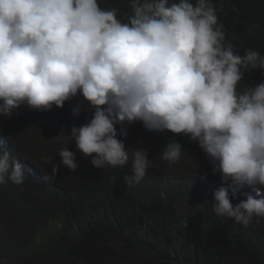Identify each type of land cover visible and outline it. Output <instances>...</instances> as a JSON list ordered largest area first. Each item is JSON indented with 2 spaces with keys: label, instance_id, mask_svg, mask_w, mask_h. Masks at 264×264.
Segmentation results:
<instances>
[{
  "label": "clouds",
  "instance_id": "clouds-1",
  "mask_svg": "<svg viewBox=\"0 0 264 264\" xmlns=\"http://www.w3.org/2000/svg\"><path fill=\"white\" fill-rule=\"evenodd\" d=\"M127 22L99 0H0V115L11 119L26 106L49 111L78 95L92 118L72 126L60 162L43 158L53 180L61 165L76 172L68 144L95 168L129 163L131 179L150 167L147 148L126 149L118 125L140 122L153 133L187 136L205 153L223 187L214 191L219 217L247 226L264 217V197L248 195L235 206L237 190L264 192V78L242 90L244 74L264 77V55H243L226 41L213 0H127ZM78 101L71 114L85 110ZM18 114V113H17ZM141 142H138V145ZM182 145L169 138L160 159L172 166ZM207 177V173L203 178ZM20 186L24 166L0 151V184ZM231 192V198H230Z\"/></svg>",
  "mask_w": 264,
  "mask_h": 264
},
{
  "label": "trees",
  "instance_id": "trees-1",
  "mask_svg": "<svg viewBox=\"0 0 264 264\" xmlns=\"http://www.w3.org/2000/svg\"><path fill=\"white\" fill-rule=\"evenodd\" d=\"M99 3L118 9L117 18L127 22V0ZM213 3L235 51L264 55V0ZM262 78L258 70L247 71L238 90ZM78 101L83 102L79 95L63 108L21 106L11 119L0 115V151H10L25 173L20 186L0 184V264H264V217L244 226L215 214L213 193L225 185L187 136L148 132L140 122L118 125L126 149L147 148L154 161L139 183L131 179L130 150L128 165L99 169L74 142L68 148L76 172L61 165L55 179H45L51 166L43 158L59 163L58 152L66 146V137L57 139L60 129L67 136L72 126L92 118L86 102L79 116L71 114ZM169 138L184 149L172 166L160 159ZM248 195L259 199L264 192L257 196L241 188L231 202L235 206Z\"/></svg>",
  "mask_w": 264,
  "mask_h": 264
}]
</instances>
